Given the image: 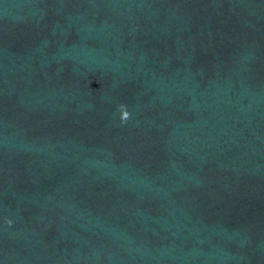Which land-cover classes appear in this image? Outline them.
Wrapping results in <instances>:
<instances>
[{
	"label": "clouds",
	"instance_id": "9594fccd",
	"mask_svg": "<svg viewBox=\"0 0 264 264\" xmlns=\"http://www.w3.org/2000/svg\"><path fill=\"white\" fill-rule=\"evenodd\" d=\"M119 112H120V121L121 123H126L129 118H130V112L127 110L126 105H119L118 108ZM5 224H7L8 226H11L13 224V221L11 219L6 218L5 219Z\"/></svg>",
	"mask_w": 264,
	"mask_h": 264
}]
</instances>
